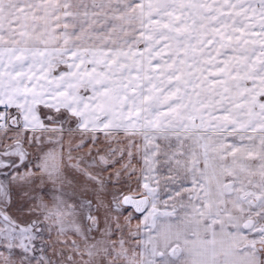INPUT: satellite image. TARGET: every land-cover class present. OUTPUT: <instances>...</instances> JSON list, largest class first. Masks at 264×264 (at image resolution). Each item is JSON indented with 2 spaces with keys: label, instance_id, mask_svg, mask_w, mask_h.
<instances>
[{
  "label": "snow or ice",
  "instance_id": "obj_1",
  "mask_svg": "<svg viewBox=\"0 0 264 264\" xmlns=\"http://www.w3.org/2000/svg\"><path fill=\"white\" fill-rule=\"evenodd\" d=\"M0 264H264V0H0Z\"/></svg>",
  "mask_w": 264,
  "mask_h": 264
}]
</instances>
